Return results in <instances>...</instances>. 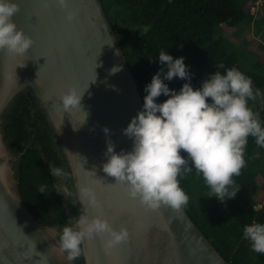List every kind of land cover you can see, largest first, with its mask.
I'll return each instance as SVG.
<instances>
[{
  "label": "water",
  "instance_id": "water-1",
  "mask_svg": "<svg viewBox=\"0 0 264 264\" xmlns=\"http://www.w3.org/2000/svg\"><path fill=\"white\" fill-rule=\"evenodd\" d=\"M14 2L19 11L12 21L33 45L23 56L0 50V123L11 101L31 88L65 152L78 216L85 214L80 189L90 186L103 206L99 210L86 208V214L100 215L115 230L125 227L129 233L126 242L108 252L100 239L86 240L82 244L84 263L229 264L184 208L177 211L164 206L146 211L130 201L123 189L114 185V178L101 170L106 149L102 128L110 130L108 138L115 144L114 151H130L132 141L121 130L143 101L100 0H68L65 10L55 0ZM68 10L76 12L71 22L65 20ZM114 66L120 70L110 74ZM94 68L96 79L90 82ZM70 85L81 92L86 90L81 97L83 112H65L59 107L57 98ZM4 151L6 155L0 159L8 161L10 170L0 182V264H68L56 250L57 229L38 223L24 205L10 156Z\"/></svg>",
  "mask_w": 264,
  "mask_h": 264
},
{
  "label": "trees",
  "instance_id": "trees-1",
  "mask_svg": "<svg viewBox=\"0 0 264 264\" xmlns=\"http://www.w3.org/2000/svg\"><path fill=\"white\" fill-rule=\"evenodd\" d=\"M104 12L123 50L143 101L144 86L162 67L155 62L160 50L173 58L183 56L190 66L191 85L198 88L205 74L223 63L237 67L253 81L258 94L249 107L264 121V45L258 43L251 67L240 62L237 45L215 38L216 27L250 26L264 39V0H100ZM259 2V4H258ZM254 12H251V9ZM258 19H257V16ZM264 41V40H263ZM245 46V45H244ZM153 61V62H149ZM170 89L179 90L184 80L166 81ZM157 102L167 97L161 95ZM263 100L261 106L259 102ZM0 132L10 156V166L21 199L43 226L60 230L78 218L73 180L63 147L45 109L34 91L26 88L9 104L1 117ZM183 154V153H182ZM245 166L234 177L240 191L233 199L220 203L208 198L203 179L188 174L180 186L189 200L185 212L219 254L229 264H264V254L251 250L242 239L243 227L264 222V148L249 137L244 153ZM49 165L62 168L67 176L53 177ZM45 187V194L39 192ZM63 187L66 189L64 190ZM74 264H85L81 254Z\"/></svg>",
  "mask_w": 264,
  "mask_h": 264
},
{
  "label": "clouds",
  "instance_id": "clouds-1",
  "mask_svg": "<svg viewBox=\"0 0 264 264\" xmlns=\"http://www.w3.org/2000/svg\"><path fill=\"white\" fill-rule=\"evenodd\" d=\"M55 3L61 10L68 9V0H55ZM18 11L14 0H0V50L13 56L25 55L33 45V40L12 21ZM75 16V10H68L65 20L71 22ZM184 59L183 56L173 58L162 49L154 60L162 67L144 86L146 95L141 109L121 130L132 141L130 151H114L115 144L108 138L110 130L102 128L106 135L102 172L114 178V185L146 211L164 206L179 211L186 206L189 197L180 181L191 173L203 179L209 189L208 198L214 197L220 203L233 199L240 191L234 177L239 176L245 166L248 138H254L255 144L264 148V121L248 105L258 94L251 77L237 67L225 68L221 63L217 69L223 71L205 74L200 86L194 89L190 66ZM119 70L114 66L110 74ZM174 77L185 81L178 91L170 89L166 83ZM95 79L94 71V80L90 82ZM85 91L68 86L57 98L60 109L82 111L81 97ZM161 95L167 99L157 102L156 98ZM4 148L0 140V157L6 155ZM9 170L8 161L0 159V182L5 180ZM49 172L53 177L67 176L62 168L53 165H49ZM39 192L45 194L43 185ZM80 201L85 214L63 226L56 241V250L68 264L81 256L86 240L100 239L108 252L126 242L129 236L125 227L117 231L100 215L86 214V208L99 210L103 206L94 188L81 187ZM242 239L249 242L253 252L264 254V222L246 224Z\"/></svg>",
  "mask_w": 264,
  "mask_h": 264
},
{
  "label": "rangeland",
  "instance_id": "rangeland-1",
  "mask_svg": "<svg viewBox=\"0 0 264 264\" xmlns=\"http://www.w3.org/2000/svg\"><path fill=\"white\" fill-rule=\"evenodd\" d=\"M256 16L258 19L259 15L257 14ZM214 37L226 39L229 42L237 45L238 48H240L238 49L240 54V62H243L246 67H251L256 61V57L254 55H249L248 51L257 52L258 43H262L264 45V39H262L260 36H256L252 32L251 25L235 28H229L226 26L216 27L214 31ZM262 103L263 100L259 102V106H261ZM63 189L65 190L64 187Z\"/></svg>",
  "mask_w": 264,
  "mask_h": 264
}]
</instances>
